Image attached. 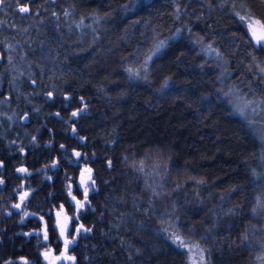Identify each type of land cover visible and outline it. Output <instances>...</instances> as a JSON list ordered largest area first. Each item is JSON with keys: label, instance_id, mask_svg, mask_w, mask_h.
Instances as JSON below:
<instances>
[{"label": "trees", "instance_id": "obj_1", "mask_svg": "<svg viewBox=\"0 0 264 264\" xmlns=\"http://www.w3.org/2000/svg\"><path fill=\"white\" fill-rule=\"evenodd\" d=\"M250 21L264 0H0V264H264Z\"/></svg>", "mask_w": 264, "mask_h": 264}, {"label": "rangeland", "instance_id": "obj_2", "mask_svg": "<svg viewBox=\"0 0 264 264\" xmlns=\"http://www.w3.org/2000/svg\"><path fill=\"white\" fill-rule=\"evenodd\" d=\"M246 27L250 41L254 45L264 47V28L256 21L248 22ZM224 69L227 73L226 78L230 77V73L228 71L229 66H227L226 68L224 67ZM226 91H227V99L229 100V103L233 107L234 111L238 113V115L252 116V115H257L258 113L263 111L261 107L257 104V102H254L253 100L245 99L240 96L238 97L237 95L238 92L234 87H230L229 90H227L226 87ZM90 185H91V176L83 175V177L81 178L80 187L85 191V194H87L91 190ZM69 216L72 217V215ZM56 217L58 224H60L62 227L68 225L59 215V212L56 214ZM44 256L47 258L49 264H61L63 262L67 264H73L72 258L66 256L65 249H63V251L59 255L51 253L49 251H45Z\"/></svg>", "mask_w": 264, "mask_h": 264}, {"label": "water", "instance_id": "obj_3", "mask_svg": "<svg viewBox=\"0 0 264 264\" xmlns=\"http://www.w3.org/2000/svg\"><path fill=\"white\" fill-rule=\"evenodd\" d=\"M59 215L63 218V220L66 222V224H70L71 221H72V217L69 216L67 213H66V210L65 208H61L60 212H59Z\"/></svg>", "mask_w": 264, "mask_h": 264}]
</instances>
